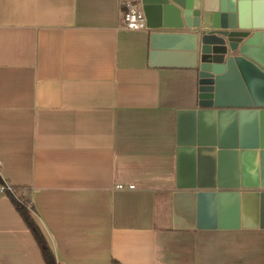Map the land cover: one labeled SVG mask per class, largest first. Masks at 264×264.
Instances as JSON below:
<instances>
[{"label":"crops","instance_id":"1","mask_svg":"<svg viewBox=\"0 0 264 264\" xmlns=\"http://www.w3.org/2000/svg\"><path fill=\"white\" fill-rule=\"evenodd\" d=\"M125 9L0 0V182L25 187L58 264H264V226H172L176 111L197 107V71L150 65L151 29H125ZM0 264H47L6 194Z\"/></svg>","mask_w":264,"mask_h":264},{"label":"water","instance_id":"2","mask_svg":"<svg viewBox=\"0 0 264 264\" xmlns=\"http://www.w3.org/2000/svg\"><path fill=\"white\" fill-rule=\"evenodd\" d=\"M137 1L149 64L198 76L197 107L176 111L172 226L263 227L264 0Z\"/></svg>","mask_w":264,"mask_h":264},{"label":"trees","instance_id":"3","mask_svg":"<svg viewBox=\"0 0 264 264\" xmlns=\"http://www.w3.org/2000/svg\"><path fill=\"white\" fill-rule=\"evenodd\" d=\"M14 188L16 189L15 194L9 191L5 192L4 194H6L10 198L15 208L17 209L18 213L23 218L24 222L30 229L32 235L34 236L37 243L41 247L46 263L58 264L51 249L47 245L42 233L40 232L36 222L32 217L31 214L32 204L30 202L29 197H27L22 191V189H24L25 187L14 185Z\"/></svg>","mask_w":264,"mask_h":264},{"label":"built area","instance_id":"4","mask_svg":"<svg viewBox=\"0 0 264 264\" xmlns=\"http://www.w3.org/2000/svg\"><path fill=\"white\" fill-rule=\"evenodd\" d=\"M122 25L128 30H142L147 28L144 12L137 0H126V9L122 15ZM133 187V184L124 185L122 183H117L115 185L117 189H131ZM24 190L25 188L22 189V191ZM7 191L15 194L16 189L13 184L7 181H1L0 194H4Z\"/></svg>","mask_w":264,"mask_h":264}]
</instances>
